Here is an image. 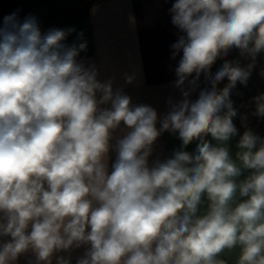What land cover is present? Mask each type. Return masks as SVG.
Masks as SVG:
<instances>
[{
    "label": "clouds",
    "instance_id": "obj_1",
    "mask_svg": "<svg viewBox=\"0 0 264 264\" xmlns=\"http://www.w3.org/2000/svg\"><path fill=\"white\" fill-rule=\"evenodd\" d=\"M169 11L184 33L171 45L173 59L182 52L175 86L183 99L159 129L153 107L133 104L112 79H97L95 65L78 62L87 51L83 33L69 46L74 28L42 34L33 16L3 17L0 237L9 239L0 243V264H16L29 250L38 264H52L56 253L82 245L76 264H227L221 255L237 247L236 264H264V138L246 130L236 160L226 146L237 134L231 92L238 82L247 86L264 52V0H175ZM233 48L252 62L225 61L211 75ZM201 73L211 88L192 101L183 86H195ZM124 80L132 84L135 73ZM254 100V114L264 117V95ZM121 122L128 131L116 140L109 172ZM163 132H178L182 148L199 141L195 154L175 151L149 167ZM242 170L252 172L238 183ZM237 193L246 199L237 203ZM56 264L71 260L56 256Z\"/></svg>",
    "mask_w": 264,
    "mask_h": 264
},
{
    "label": "crops",
    "instance_id": "obj_2",
    "mask_svg": "<svg viewBox=\"0 0 264 264\" xmlns=\"http://www.w3.org/2000/svg\"><path fill=\"white\" fill-rule=\"evenodd\" d=\"M28 0H0V24L3 17L13 12L17 13L20 22L27 15ZM175 0H97L86 8L80 9L69 16L68 28L75 31L68 35L64 41L67 45L87 42V51L81 52L77 57L78 62L86 66L95 65L101 82L113 80V89L122 88L129 95L135 105L146 104L153 107L158 113L156 127L160 128L159 119H162L170 110L171 104L178 103L183 99L180 88L175 86L177 76L175 69L182 57V52L172 58V44L184 35L171 22L170 8ZM34 12V10H33ZM32 15V14H31ZM79 33H83V41L78 39ZM225 61L239 62L244 67L251 63L250 58L241 57L239 49H231L227 56L219 57L210 69L214 74L222 67ZM136 75L132 84L125 83L124 74ZM193 73L188 80L195 78ZM228 83L225 78L218 85L222 89ZM184 90L191 92L190 99H198L199 92L205 88L210 89L211 84L201 73L195 86L185 82ZM194 88V90H193ZM264 95V52L257 55L255 67L252 70L247 86L237 83L231 92L230 99L237 112L233 123L237 128V134L226 142L233 160L240 151L237 144L246 130L264 138V117L255 115L256 104L254 98ZM171 101V103H169ZM110 107V105L106 106ZM245 113V118H244ZM245 119V120H244ZM128 129L121 122L118 129L112 133L110 141L113 146L109 153L108 169L115 162L116 140L122 138ZM213 145H217L210 135L205 137ZM199 141H192L186 148H182L179 134L163 132L152 146V153L148 158L149 167L154 166L156 161L164 162L173 157L175 151L184 150L195 154ZM252 170H242V175L237 182L251 175ZM246 197L236 196V202H241ZM208 200L202 198L200 214L208 209ZM8 237H0V243L7 241ZM86 245L73 248L68 252L56 253L52 264H56V256H64L76 264L77 259L82 257L87 250ZM240 249L237 247L231 252L222 254L229 264H236ZM16 264H38L34 253L29 250L19 256ZM44 264V262H39Z\"/></svg>",
    "mask_w": 264,
    "mask_h": 264
},
{
    "label": "trees",
    "instance_id": "obj_3",
    "mask_svg": "<svg viewBox=\"0 0 264 264\" xmlns=\"http://www.w3.org/2000/svg\"><path fill=\"white\" fill-rule=\"evenodd\" d=\"M96 1L97 0H83L80 3H77L66 9L60 10L59 12L52 13L51 15H48V16H45L39 19L38 20L39 27L40 29L43 28V30L41 31L42 34L46 33L48 30L53 29V28L64 29L65 27H67L69 23V16L67 15H72L76 11L86 8ZM244 118H245V113H244ZM220 258L226 260L224 257H222V255ZM227 264L229 263L227 262Z\"/></svg>",
    "mask_w": 264,
    "mask_h": 264
},
{
    "label": "rangeland",
    "instance_id": "obj_4",
    "mask_svg": "<svg viewBox=\"0 0 264 264\" xmlns=\"http://www.w3.org/2000/svg\"><path fill=\"white\" fill-rule=\"evenodd\" d=\"M81 1L83 0H28L26 16H33L38 21L45 16L59 12L60 10L66 9L70 6L80 3ZM40 30L42 31L43 28Z\"/></svg>",
    "mask_w": 264,
    "mask_h": 264
}]
</instances>
